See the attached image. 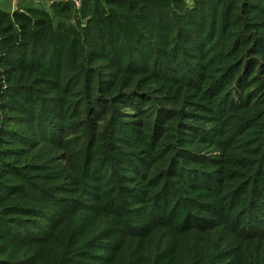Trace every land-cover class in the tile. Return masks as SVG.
<instances>
[{
	"label": "trees",
	"instance_id": "1",
	"mask_svg": "<svg viewBox=\"0 0 264 264\" xmlns=\"http://www.w3.org/2000/svg\"><path fill=\"white\" fill-rule=\"evenodd\" d=\"M0 264H264V0L0 9Z\"/></svg>",
	"mask_w": 264,
	"mask_h": 264
},
{
	"label": "crops",
	"instance_id": "2",
	"mask_svg": "<svg viewBox=\"0 0 264 264\" xmlns=\"http://www.w3.org/2000/svg\"><path fill=\"white\" fill-rule=\"evenodd\" d=\"M53 1L54 0H0V9L7 12L25 7H43L47 9Z\"/></svg>",
	"mask_w": 264,
	"mask_h": 264
},
{
	"label": "built area",
	"instance_id": "3",
	"mask_svg": "<svg viewBox=\"0 0 264 264\" xmlns=\"http://www.w3.org/2000/svg\"><path fill=\"white\" fill-rule=\"evenodd\" d=\"M55 1L70 2L74 6L75 9H79L82 4V0H55Z\"/></svg>",
	"mask_w": 264,
	"mask_h": 264
},
{
	"label": "rangeland",
	"instance_id": "4",
	"mask_svg": "<svg viewBox=\"0 0 264 264\" xmlns=\"http://www.w3.org/2000/svg\"><path fill=\"white\" fill-rule=\"evenodd\" d=\"M168 238H169V241H173V242L178 243V244L182 243L185 239L184 236L177 237V236H173V235H170Z\"/></svg>",
	"mask_w": 264,
	"mask_h": 264
}]
</instances>
